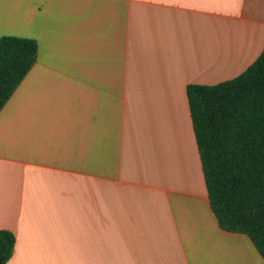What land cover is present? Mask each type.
Segmentation results:
<instances>
[{
	"label": "crops",
	"instance_id": "1",
	"mask_svg": "<svg viewBox=\"0 0 264 264\" xmlns=\"http://www.w3.org/2000/svg\"><path fill=\"white\" fill-rule=\"evenodd\" d=\"M37 59L0 111L7 264H264L211 210L187 87L245 72L264 0H0Z\"/></svg>",
	"mask_w": 264,
	"mask_h": 264
},
{
	"label": "trees",
	"instance_id": "2",
	"mask_svg": "<svg viewBox=\"0 0 264 264\" xmlns=\"http://www.w3.org/2000/svg\"><path fill=\"white\" fill-rule=\"evenodd\" d=\"M37 42L0 38V111L37 59ZM206 189L219 226L246 235L264 260V50L241 75L187 87ZM15 236L0 231V264Z\"/></svg>",
	"mask_w": 264,
	"mask_h": 264
}]
</instances>
